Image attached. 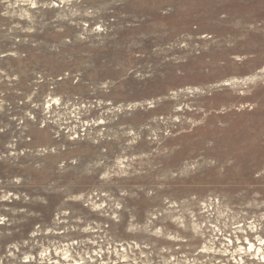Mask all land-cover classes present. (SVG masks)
<instances>
[{
    "label": "rangeland",
    "instance_id": "374dc122",
    "mask_svg": "<svg viewBox=\"0 0 264 264\" xmlns=\"http://www.w3.org/2000/svg\"><path fill=\"white\" fill-rule=\"evenodd\" d=\"M249 243L264 0H0V264H264Z\"/></svg>",
    "mask_w": 264,
    "mask_h": 264
},
{
    "label": "bare ground",
    "instance_id": "6f19581e",
    "mask_svg": "<svg viewBox=\"0 0 264 264\" xmlns=\"http://www.w3.org/2000/svg\"><path fill=\"white\" fill-rule=\"evenodd\" d=\"M251 76V75H250ZM250 78V77H249ZM248 78V79H249ZM254 78V77H253ZM239 79V78H238ZM251 79V78H250ZM229 80V79H228ZM227 80V81H228ZM241 80V79H240ZM242 80H243V78H242ZM245 80H247V79H245ZM237 81V80H236ZM242 82V81H241ZM227 82H224V84H226ZM232 83H233V81H232ZM244 250V252H247V250H248V252L251 254V255H253V256H255V257H257V258H262L263 260H264V248H263V246L261 245V243H259V244H252V243H249V245H248V248L246 249V248H244L243 249Z\"/></svg>",
    "mask_w": 264,
    "mask_h": 264
}]
</instances>
